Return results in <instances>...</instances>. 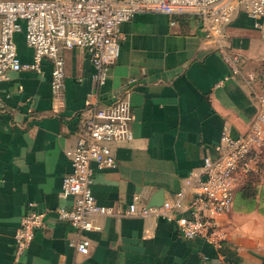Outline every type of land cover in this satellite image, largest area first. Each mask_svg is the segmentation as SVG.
<instances>
[{
  "label": "crops",
  "instance_id": "obj_1",
  "mask_svg": "<svg viewBox=\"0 0 264 264\" xmlns=\"http://www.w3.org/2000/svg\"><path fill=\"white\" fill-rule=\"evenodd\" d=\"M119 30V55L98 90L89 55L78 47L62 51L64 90L56 98L49 61L40 71H8L0 83V264H264L260 173L239 174L232 210L218 217L226 234L218 248L199 238L182 239L172 223L154 216H95L100 228L81 232L57 220L54 210L73 203L60 195L70 172L65 150L84 133L92 109L112 103L125 88L133 137L109 144L113 167L92 165V195L117 212L132 201L148 206L158 193L170 198L203 157L216 154L223 131L244 134L258 111L245 75L264 68V32L245 13L225 27L222 42L241 57V74L230 73L194 12H137ZM14 41L20 61L30 62L22 32ZM254 87L264 89L260 83ZM29 202L47 211L45 226L15 260L13 236ZM81 237L89 242L85 255L73 248Z\"/></svg>",
  "mask_w": 264,
  "mask_h": 264
},
{
  "label": "built area",
  "instance_id": "obj_2",
  "mask_svg": "<svg viewBox=\"0 0 264 264\" xmlns=\"http://www.w3.org/2000/svg\"><path fill=\"white\" fill-rule=\"evenodd\" d=\"M0 0V83L8 71H40L49 61L50 91L54 98L64 90L65 59L63 49L83 48L89 55L95 90L105 83L111 65L117 59L122 39L119 26L137 12L183 14L194 12L200 19L203 36L213 42L231 74H241V57L223 45L224 29L240 12L254 20V27L264 32V0ZM22 32L32 50L30 62H21L14 35ZM131 83V82H129ZM258 102V111L244 134L231 136L223 131L214 156H205L202 165L184 179L183 186L158 206H138L132 201L116 211L113 206L96 202L91 184L93 166L111 168L115 158L109 144L129 141L133 134L130 90L125 88L112 103L92 109L84 120V133L65 150L70 172L63 176L62 197L71 196V208L54 210L59 221L69 223L77 232L98 230L95 216H154L172 223L177 235L185 240L199 238L215 248L226 240L218 217L228 214L233 205L239 174L260 173L264 158V68L245 75ZM30 211L22 216L14 236L17 260L45 226L47 211ZM73 248L85 255L89 242L77 239ZM72 264H79L74 261Z\"/></svg>",
  "mask_w": 264,
  "mask_h": 264
},
{
  "label": "water",
  "instance_id": "obj_3",
  "mask_svg": "<svg viewBox=\"0 0 264 264\" xmlns=\"http://www.w3.org/2000/svg\"><path fill=\"white\" fill-rule=\"evenodd\" d=\"M162 202H163V197L161 196L160 193H158V194H155V195L151 198V200H150L148 206H158V205L162 204Z\"/></svg>",
  "mask_w": 264,
  "mask_h": 264
},
{
  "label": "rangeland",
  "instance_id": "obj_4",
  "mask_svg": "<svg viewBox=\"0 0 264 264\" xmlns=\"http://www.w3.org/2000/svg\"><path fill=\"white\" fill-rule=\"evenodd\" d=\"M232 210V209H231Z\"/></svg>",
  "mask_w": 264,
  "mask_h": 264
}]
</instances>
